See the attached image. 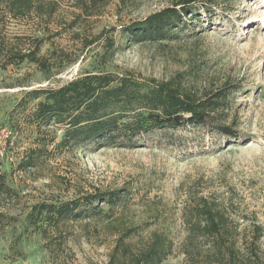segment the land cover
<instances>
[{"label":"rangeland","instance_id":"obj_1","mask_svg":"<svg viewBox=\"0 0 264 264\" xmlns=\"http://www.w3.org/2000/svg\"><path fill=\"white\" fill-rule=\"evenodd\" d=\"M2 1L0 47L28 48L41 38L40 55H56L48 69L26 60L0 68V124L10 142L0 154L8 187L0 192V264H127L153 231L171 241L161 264H225L207 258L209 241H186L184 212L200 195L228 207L235 261L253 264L246 251L252 223L261 227L264 252V0H195L194 19L183 17L172 38L154 41H135L123 28L179 0H60L48 22L12 18ZM100 70L157 80L182 73L197 98L227 86L224 114L237 135L186 125L132 146L47 144L32 167H21L35 138L62 136L55 123L37 132L28 121L36 101L24 93ZM110 192L119 199L95 201L98 214L31 223L36 204Z\"/></svg>","mask_w":264,"mask_h":264},{"label":"trees","instance_id":"obj_2","mask_svg":"<svg viewBox=\"0 0 264 264\" xmlns=\"http://www.w3.org/2000/svg\"><path fill=\"white\" fill-rule=\"evenodd\" d=\"M79 1L94 5L98 0ZM194 1L179 0L131 22L123 29L135 41L170 39L171 33L184 23L183 17L194 19L191 6ZM2 3L5 12L12 18L32 17L48 22L56 13L60 0H3ZM41 44V38H34L28 48L0 47V68L25 60L42 69L51 68L56 52L52 51L48 57L40 55ZM182 77V73H178L167 80H157L153 77L139 78L130 72L85 71L55 87L27 90L24 97L28 101H36L28 114V121L37 132L55 123L60 126L62 136L57 142L52 138L48 142L44 137H39L42 140L35 138L36 146L28 149L25 159L21 160V167H32L36 153L41 152L47 144H53L58 150L91 144L132 146L139 144L141 136L186 125L200 126L207 131L234 138L237 134L233 122L228 123L224 114L228 87L197 98L195 92L185 88ZM5 178L6 175L0 170V192L8 190ZM104 195L99 193L81 200L75 198L59 203L36 204L30 213L31 223L35 225L38 220H47L52 226H57L66 220H78L88 212L98 214L101 211H94L95 201L106 198L108 203L115 204L119 199L117 192ZM183 219L188 244L207 240L211 251L207 258L218 255L225 264H243L235 261V243L231 240L235 233L231 230L234 221L227 206L200 195L184 212ZM249 232L246 246L248 260L253 264H263L260 257L263 258L264 252L258 246L261 227L252 223ZM170 252L171 241L167 236L153 231L144 249L127 264H161ZM184 252L191 254L188 248Z\"/></svg>","mask_w":264,"mask_h":264},{"label":"built area","instance_id":"obj_3","mask_svg":"<svg viewBox=\"0 0 264 264\" xmlns=\"http://www.w3.org/2000/svg\"><path fill=\"white\" fill-rule=\"evenodd\" d=\"M10 142H8V136L4 132V128L0 124V154L4 150L5 147L9 145Z\"/></svg>","mask_w":264,"mask_h":264}]
</instances>
